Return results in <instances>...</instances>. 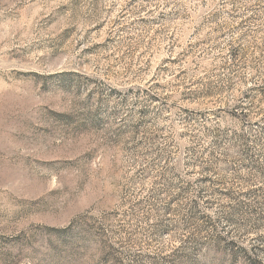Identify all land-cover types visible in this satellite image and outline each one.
I'll return each instance as SVG.
<instances>
[{"label":"rangeland","instance_id":"rangeland-1","mask_svg":"<svg viewBox=\"0 0 264 264\" xmlns=\"http://www.w3.org/2000/svg\"><path fill=\"white\" fill-rule=\"evenodd\" d=\"M0 264H264V0H0Z\"/></svg>","mask_w":264,"mask_h":264}]
</instances>
